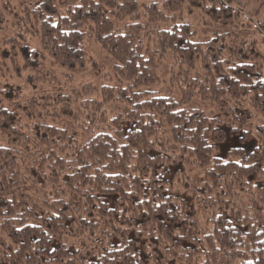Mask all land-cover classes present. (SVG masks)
Here are the masks:
<instances>
[{
  "label": "trees",
  "instance_id": "trees-1",
  "mask_svg": "<svg viewBox=\"0 0 264 264\" xmlns=\"http://www.w3.org/2000/svg\"><path fill=\"white\" fill-rule=\"evenodd\" d=\"M61 5L24 6L14 21L20 31L1 44L2 64L18 75L38 68L30 37L74 71L86 63L84 39H94L114 61L117 85L102 87V101L87 100L84 109L92 107L94 120L106 103L131 107L80 145L0 104V264H264V50L239 40L235 54L226 53L225 34L195 42L181 20L183 11H198L203 25L248 27L264 40V1L254 25L241 21L240 0L143 5L146 23L135 0ZM10 16L17 14L9 0H0V28ZM158 24L170 28L151 40ZM157 53H171L188 77L180 102L213 101L225 120L148 91L159 80ZM196 62L202 82L191 75ZM18 91L5 86L0 97L12 101ZM52 103V116L73 118L69 96ZM44 104L16 109L31 118ZM255 114L261 124H252ZM193 169L201 172L196 183ZM198 208L212 211L209 231L195 222Z\"/></svg>",
  "mask_w": 264,
  "mask_h": 264
},
{
  "label": "rangeland",
  "instance_id": "rangeland-1",
  "mask_svg": "<svg viewBox=\"0 0 264 264\" xmlns=\"http://www.w3.org/2000/svg\"><path fill=\"white\" fill-rule=\"evenodd\" d=\"M139 6V14L141 15V23H146V18L143 16V5L156 4L158 7L162 6L164 0H135ZM243 7L239 12L242 22H250L254 25L258 19L254 13L260 11L259 17L262 16V4L264 0H240ZM62 5H73L77 0H61ZM10 6L17 14V17H7L5 26L0 28V47L3 40L12 37L20 29L15 25L22 8L24 6H31L35 0H9ZM58 5V2H56ZM116 21L115 17L111 18ZM181 20L190 24L194 31V41L205 43L214 35L225 34V42L227 44L226 53L235 54L239 40H255L260 50H264V40L261 39L255 32V29L237 28L213 25L211 27L203 25V19L198 11L187 13L183 11ZM116 24V23H115ZM116 26L121 27V24ZM170 28V25L158 24L151 27L149 32L151 40L156 39V32L160 29ZM19 34V33H18ZM150 42V40H149ZM26 44L31 49L37 50L40 54V65L34 70H24L18 75L14 73L9 64H2L0 59V90L5 86L18 87L17 98L12 101H6L0 97V104L8 110L15 111L17 117L22 121H28L31 124H44L55 127L57 129L65 130L78 144L83 145L87 143L100 130L108 129V122L113 117L124 114L131 106L120 102H110L99 107V111L94 113V120L90 119L92 107L84 109V103L87 100H97L101 102L100 89L105 86L117 85V77L113 66L114 61L109 55L102 50L94 39L85 38L82 47L85 56V66L74 71H67L56 65L42 50L39 39H31L26 37ZM155 61L159 68V80L157 84L148 88V91L154 92L161 97L172 99L180 103V108L185 110H193L203 112L208 117L216 118L218 120H225L223 112L217 107V104L210 100H202L198 96L192 97L188 102L182 103V93L187 88L186 75L178 67L177 61L171 53L155 55ZM192 77L198 78L199 81L204 80V72L201 70L199 62H196L195 69L192 71ZM37 78V79H36ZM34 79V80H33ZM84 87H89L87 92H81ZM82 93L83 95H81ZM57 96H69L72 99L71 111L73 118L59 115L54 117L50 114L54 110L52 103L53 98ZM30 100L38 104L45 103L43 107L38 105L34 121L27 118L22 110L16 109V106H26ZM55 109H60V105H55ZM40 113V115L38 114ZM252 121L253 125L261 124L256 116ZM30 124V125H31ZM5 138L0 134V146L5 145ZM201 172L192 170L189 172V178L193 183H196L197 178L200 177ZM30 188L28 192L30 193ZM32 193V192H31ZM212 211L206 208H198L195 222L202 231L210 230V218Z\"/></svg>",
  "mask_w": 264,
  "mask_h": 264
}]
</instances>
